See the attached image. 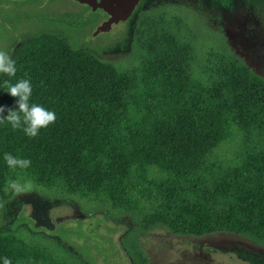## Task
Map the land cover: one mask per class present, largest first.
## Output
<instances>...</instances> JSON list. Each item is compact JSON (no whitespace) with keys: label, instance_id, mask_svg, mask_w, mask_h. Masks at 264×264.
<instances>
[{"label":"trees","instance_id":"1","mask_svg":"<svg viewBox=\"0 0 264 264\" xmlns=\"http://www.w3.org/2000/svg\"><path fill=\"white\" fill-rule=\"evenodd\" d=\"M248 2L264 25V0ZM199 17L142 11L129 61L54 34L22 39L16 75L0 73V105L17 99L5 80L30 78V103L57 119L34 138L0 123V211L16 181L85 212L129 216L133 228L118 234L131 264H152L142 237L158 228L233 232L264 246V75ZM5 153L31 165L9 168ZM50 251L28 231L0 233V264H52Z\"/></svg>","mask_w":264,"mask_h":264},{"label":"flooded vegetation","instance_id":"2","mask_svg":"<svg viewBox=\"0 0 264 264\" xmlns=\"http://www.w3.org/2000/svg\"><path fill=\"white\" fill-rule=\"evenodd\" d=\"M201 3L202 0H148L139 14L145 10L153 14L161 8L172 10L175 7L185 9L193 19L200 11L202 14H217L218 19H222L223 13L206 11ZM136 19H124L121 23L101 20L92 25L85 17L79 16L78 7L62 5L57 0H0V50L11 56L22 39L48 33L45 29L48 28L52 30L48 34L58 35L70 45L72 41L71 46L76 49H88L107 60H120L125 57L121 49L128 41L131 44H128L127 51L132 50ZM119 26L120 29L115 31L114 28ZM102 215L108 218V223L119 222L111 219L108 211L85 212L82 204L74 199H50L35 190H26L24 194L16 192L0 211V233L28 231L36 238L46 239L51 250L47 257L52 264H131L118 233L132 229L134 223L127 224L123 230L115 228L112 244L107 237L98 234L106 229L98 223ZM90 216L94 218L93 230L90 226L83 227ZM88 231L93 233V239L86 235ZM113 249L119 252V256L111 255Z\"/></svg>","mask_w":264,"mask_h":264},{"label":"rangeland","instance_id":"3","mask_svg":"<svg viewBox=\"0 0 264 264\" xmlns=\"http://www.w3.org/2000/svg\"><path fill=\"white\" fill-rule=\"evenodd\" d=\"M172 10L178 8L174 7ZM198 15L211 28L225 32L231 47L255 71L264 75V25L259 17L248 12L238 26L232 27L228 26L231 19L229 14L223 15L221 21L217 14H202L200 11ZM120 27H115V31ZM128 44H131L130 41L121 49V53L125 54L123 58L125 61H129L131 55V52L127 51ZM223 151L221 148L219 155H223ZM93 221V216H90L84 221L83 227L90 226L93 230L95 228ZM98 223L106 226V229L103 232L99 231L98 234L107 237L113 244L115 228H118V231L123 230L127 224L132 225L134 221L129 216H123L119 222L108 223V218L102 215ZM91 234L93 233L88 231L86 235L91 236ZM90 238L93 239L94 236ZM142 243L152 264H264V246L233 232L216 231L204 235H180L158 228L143 236ZM110 253L112 256H119L116 249Z\"/></svg>","mask_w":264,"mask_h":264},{"label":"clouds","instance_id":"4","mask_svg":"<svg viewBox=\"0 0 264 264\" xmlns=\"http://www.w3.org/2000/svg\"><path fill=\"white\" fill-rule=\"evenodd\" d=\"M16 72L15 60L7 52L0 50V73L13 77ZM4 88L10 96L17 99L14 108L0 105V123L7 122L14 130L22 128L29 138L38 136L41 128L55 123L57 119L55 111L37 103H30L33 91L30 78H21L15 83L5 80ZM5 112L6 115H4ZM4 160L7 166L13 169L17 167L26 169L31 165L30 159L13 156L11 153H5ZM10 186L18 194H24L27 190V186H21L16 181H12ZM5 264H10V261L6 259Z\"/></svg>","mask_w":264,"mask_h":264},{"label":"water","instance_id":"5","mask_svg":"<svg viewBox=\"0 0 264 264\" xmlns=\"http://www.w3.org/2000/svg\"><path fill=\"white\" fill-rule=\"evenodd\" d=\"M57 2L66 6L78 7L79 16L85 17L92 25H97L101 20L113 23H121L124 19L134 21L140 9L148 4V0H57ZM202 6L208 11L229 14L231 19L228 26L232 27L238 26L246 13L253 14L248 0H202ZM45 29L48 33L52 32L51 29ZM70 43L73 45L72 41ZM16 44L17 41L13 47Z\"/></svg>","mask_w":264,"mask_h":264}]
</instances>
